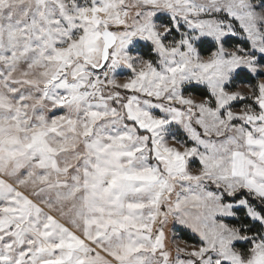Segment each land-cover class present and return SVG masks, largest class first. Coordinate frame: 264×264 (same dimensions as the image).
Listing matches in <instances>:
<instances>
[{"label":"snow or ice","instance_id":"snow-or-ice-1","mask_svg":"<svg viewBox=\"0 0 264 264\" xmlns=\"http://www.w3.org/2000/svg\"><path fill=\"white\" fill-rule=\"evenodd\" d=\"M0 264H264V0H0Z\"/></svg>","mask_w":264,"mask_h":264},{"label":"rangeland","instance_id":"rangeland-1","mask_svg":"<svg viewBox=\"0 0 264 264\" xmlns=\"http://www.w3.org/2000/svg\"><path fill=\"white\" fill-rule=\"evenodd\" d=\"M208 54H209V53H207V54H203V53H202V55H204V56H207ZM126 75H127V73H123V74H121V75L118 77V79H121V80H122V79L125 78ZM253 83H255V82H253ZM237 89H241V90L247 91V89H246V85H245V82H239V81H237V83H236V85L234 86L233 90H237ZM189 93H191V94L193 95V97H194L195 99H197V100H199V99L202 98V96L196 94V93L193 91L192 88L187 89L186 94H189ZM239 108H240V105H234V110H239ZM193 167L195 168V165H194ZM237 217H238V216H237ZM168 229H169V230H168L167 233H166L168 239H167L166 242L168 243L169 247L173 250V254H175V253H174L175 245L178 244V243L181 244V245L183 246V245H184V242H187V247H188L189 250H190L191 247H192L194 244H195V245H198L199 242H200V241H199V237L196 236L195 234H193V233L191 232L190 229L184 228L183 226H180V225H176L175 227H173L171 221H170V223H169ZM180 229H186V230H188L191 234H193V235L197 238V241H195V242H188V241H185L184 239H182L181 236H180ZM238 246H239V245H238Z\"/></svg>","mask_w":264,"mask_h":264},{"label":"trees","instance_id":"trees-1","mask_svg":"<svg viewBox=\"0 0 264 264\" xmlns=\"http://www.w3.org/2000/svg\"><path fill=\"white\" fill-rule=\"evenodd\" d=\"M210 51H211V49H209L207 52H203V54H207ZM255 79L256 78H252L249 82L253 83V82H255ZM193 91L196 94L202 96L204 90H202V89H193ZM241 215H243L242 212L241 213H238V217L235 218V219H233V220H231L230 222L235 223L239 219V217ZM180 236H181L182 239H184L185 241H188V242H195V241H197V238L193 234H191L188 230H186V229H180Z\"/></svg>","mask_w":264,"mask_h":264}]
</instances>
